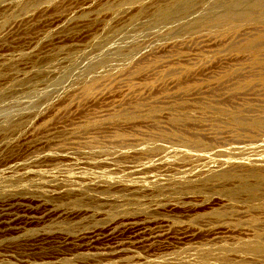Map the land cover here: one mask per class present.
Wrapping results in <instances>:
<instances>
[{"label":"rangeland","instance_id":"obj_1","mask_svg":"<svg viewBox=\"0 0 264 264\" xmlns=\"http://www.w3.org/2000/svg\"><path fill=\"white\" fill-rule=\"evenodd\" d=\"M179 3L0 0V264H264V8Z\"/></svg>","mask_w":264,"mask_h":264},{"label":"bare ground","instance_id":"obj_2","mask_svg":"<svg viewBox=\"0 0 264 264\" xmlns=\"http://www.w3.org/2000/svg\"><path fill=\"white\" fill-rule=\"evenodd\" d=\"M192 2L193 0H180L178 7L167 8L166 12H163V11L158 12V14L156 15L155 23L158 22V24L165 23V25H169L170 23H173L175 20H177L181 16L183 17L182 19H180V21H188V22H197L200 16L205 17L208 22H215L217 18L220 17V16H217V14H214V12H204L205 14H201L200 12H203V11H199L198 9H195L194 8L195 4L193 5ZM262 8H264V0H223V12L221 13L220 18L223 20H228L231 17H234L236 19L245 20L248 17H250L252 11L257 10V9H262ZM182 12L183 14L180 15V13ZM257 45H259V43ZM256 49H260V47H256ZM101 60L103 61V59Z\"/></svg>","mask_w":264,"mask_h":264}]
</instances>
